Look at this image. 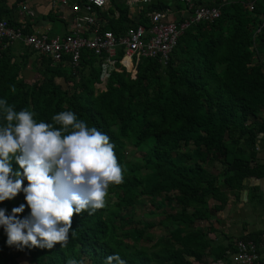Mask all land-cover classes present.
I'll list each match as a JSON object with an SVG mask.
<instances>
[{"label": "trees", "instance_id": "1", "mask_svg": "<svg viewBox=\"0 0 264 264\" xmlns=\"http://www.w3.org/2000/svg\"><path fill=\"white\" fill-rule=\"evenodd\" d=\"M248 1H215L209 6L219 8V18L184 29L165 65L159 58L141 59L131 74L117 64L104 90L96 88L101 59L91 52L83 53L76 69L38 55L41 79L28 84L20 73L36 53L23 48L16 55L12 47L0 46V100L17 112L31 111L37 122L56 128L62 126L54 123V115L74 112L88 127L110 138L124 169L123 183L109 186L117 197L115 208L74 215L66 247H9L0 227V261L2 251L13 250L27 252L33 264H67L69 259L107 264V257L114 254L126 264H212L234 251L231 240L212 245L208 234L215 229L196 227V222L208 221L213 212L223 210L229 201L227 191L238 199L246 188L245 179L264 178V159L258 155L264 151V69L257 63V56L264 55V25L254 36L264 11L256 7L250 11ZM177 2L179 10L183 6ZM109 4L102 13L107 20L102 31L116 37L137 25L148 29V13L172 8L168 0L151 2L142 6L139 19L133 22L122 0H109ZM0 20L11 28L19 26L9 12H3ZM58 80L69 85L61 89ZM4 116L0 109V125L6 123ZM128 145L141 152L140 162L125 159ZM216 161L221 169L214 173L210 167ZM12 166L22 172L15 160ZM139 197L154 198L149 214L161 219L143 222L142 229L126 227L125 221L136 222L132 214L119 210L133 206ZM208 199L216 201L212 208ZM21 204H25L21 217L29 215L27 204L14 198L0 202V208L10 215ZM163 205L172 211H156ZM168 224L173 227L150 246L141 244L150 238L147 231ZM259 232L238 239L256 240ZM186 251L192 261L185 257Z\"/></svg>", "mask_w": 264, "mask_h": 264}, {"label": "clouds", "instance_id": "2", "mask_svg": "<svg viewBox=\"0 0 264 264\" xmlns=\"http://www.w3.org/2000/svg\"><path fill=\"white\" fill-rule=\"evenodd\" d=\"M6 123L0 125V202L25 194L30 214L21 217L25 204L0 208V227L7 245L19 250H51L67 246L73 216L102 209L111 184H121L124 169L118 162L110 138L88 127L72 111L52 117L53 124L37 122L34 113L15 111L0 100ZM15 160L21 171L14 170ZM24 179L28 184L23 187ZM72 235H75L73 232ZM67 264H82L69 259ZM107 264H126L119 254L107 257Z\"/></svg>", "mask_w": 264, "mask_h": 264}, {"label": "built area", "instance_id": "3", "mask_svg": "<svg viewBox=\"0 0 264 264\" xmlns=\"http://www.w3.org/2000/svg\"><path fill=\"white\" fill-rule=\"evenodd\" d=\"M154 1L157 0H122L128 7V18L133 22L139 19L142 6ZM177 1L183 6L179 16L173 15L171 9L150 12L147 14L150 23L148 29L137 25L129 28L123 36L116 37L111 31H102L107 24L102 13L109 8V0H53L52 14L66 23L64 33L37 31L31 29L32 25L29 26L30 33H26L25 21L21 20L17 28H11L5 20H0V46L5 49L19 43L22 49L27 48L69 69L78 68L83 53L91 52L101 59L100 84L96 88L104 90L117 64L131 74H135L141 59L159 58L160 63L165 65L184 29L196 23L211 22L220 16L217 7L196 5V0ZM256 1H248L250 11L254 10ZM58 6L65 8L67 13L59 10ZM22 13L34 16L25 6H22ZM114 17H118L117 12ZM261 20L262 26L255 32V37L264 25V18ZM118 53L120 58H117ZM257 63L264 69V56L258 55ZM224 256L228 262L220 259L212 264H264V227L256 240L236 239L234 251H227Z\"/></svg>", "mask_w": 264, "mask_h": 264}, {"label": "rangeland", "instance_id": "4", "mask_svg": "<svg viewBox=\"0 0 264 264\" xmlns=\"http://www.w3.org/2000/svg\"><path fill=\"white\" fill-rule=\"evenodd\" d=\"M255 7L258 9V11L263 12L264 11V0H257ZM12 17V16H11ZM50 22L53 24L52 32L61 34L63 31V27L61 25V22L56 17H51ZM14 52L16 55L22 53L23 49L21 44L17 43L16 46H14ZM20 51V52H18ZM40 60L38 58L37 54H33L27 64L26 69H24L20 73V77L23 78L28 84H32L37 80L41 79L40 76V67H39ZM57 83L60 85L61 89H65L69 84L58 80ZM190 147H184V151H189ZM259 157L263 160L264 159V151H259ZM140 156L141 152L137 150L135 147L128 145L125 151V159L130 162H140ZM221 169V165L219 162H215L212 167H210V170L214 173L219 172ZM28 184L27 180L24 181L23 187H26ZM244 184L246 185V188L242 191H240L238 199H235L231 192L227 191V195L229 196V201L225 208L221 211L213 212L210 219L208 221H197L196 227L199 228H214L215 236L213 232H209V237L212 240V245H217L219 243H227V237H236L238 233L241 232L242 227H247L248 229H258L262 226H264V201L261 194V187L264 186V179L262 178L259 180H245ZM252 186H258V189L256 190H250ZM248 187H250L248 189ZM249 190L251 191V196L249 198ZM246 193V200L242 206H237V200L240 198V194ZM261 196V198H260ZM15 201L21 200L22 202L26 203L25 200V194L21 191L15 198ZM154 198H147V197H139L136 201V203L133 206L126 207L124 209H120L119 212L121 214H132V221L136 222V224H129L127 221L124 222V225L126 227H132L136 226L137 228L142 229L143 222L145 221H153L155 223H158V221L161 219L159 215H150L149 210L151 209V201L153 202ZM117 201L116 195L113 193V189H108V196L106 197V205L107 207L114 209L115 203ZM216 203L213 199H208V206L210 208L213 207V205ZM175 204H172V207H175ZM162 209L166 211H172L171 207L167 205H163L161 209H156V211H161ZM191 211V210H189ZM118 219V218H117ZM131 225V226H130ZM171 224H168L166 227H162L160 225H157L156 227L150 229L148 232V235L150 238L148 240H142V243L144 246H150L153 241L161 234H165L167 232V229L172 228ZM1 230L4 231L3 227H1ZM228 235L225 237V235ZM225 238V239H224ZM231 241H235V238ZM185 257L192 261L191 255L186 251ZM28 260V258H26ZM204 261H206L204 259ZM28 262V261H27ZM82 264H89V261L87 259H84ZM198 264V263H194Z\"/></svg>", "mask_w": 264, "mask_h": 264}, {"label": "crops", "instance_id": "5", "mask_svg": "<svg viewBox=\"0 0 264 264\" xmlns=\"http://www.w3.org/2000/svg\"><path fill=\"white\" fill-rule=\"evenodd\" d=\"M52 1L53 0H0V15L3 14V12H5V13L9 12L10 15L12 16V18L15 21H17V23L20 22L21 20H23L27 24L32 25L33 28H31V29H33V30L36 29L37 31H50V33H55V32H52L53 24L50 22V18H51L50 15H53L52 14V6H51ZM168 1L171 2V4H172V8H171L172 14L175 16L176 15L179 16V10L182 11L183 7H181L178 10V8L175 7L176 4L178 3L177 0H168ZM215 1H217V0H196V3H198L200 5L209 6L212 3H214ZM22 6H25L28 11L33 13L34 16L29 17L25 13L21 14ZM58 9L63 11L64 13H67V10L61 6H58ZM60 22H61V25L63 27L62 33H64L67 25L61 19H60ZM12 48L14 49V47H12ZM262 56H264V55H262ZM245 180H257V179L247 178ZM261 194H262V198L264 201V186L261 187ZM246 199H247L246 193L243 192L242 194H240V198H239V200H237L238 202L236 205L242 206L245 202H247ZM262 227H264V226H262ZM262 227H260L258 229H248L247 227H242L241 232L238 233V235L236 237H231V236H228L225 234H223V235H225V237L228 236L227 241L233 240L234 238L236 240V239H238V237L240 235H246L251 231L259 230ZM213 234L215 236L214 232H213ZM26 258H28V260H26ZM0 264H33V263L31 262L30 256L27 254V252L25 253V252H16L13 250H4V251H2V254H1Z\"/></svg>", "mask_w": 264, "mask_h": 264}]
</instances>
